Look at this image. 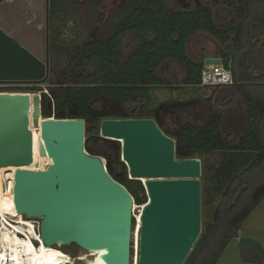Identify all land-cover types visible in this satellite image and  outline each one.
<instances>
[{
	"label": "trees",
	"instance_id": "obj_1",
	"mask_svg": "<svg viewBox=\"0 0 264 264\" xmlns=\"http://www.w3.org/2000/svg\"><path fill=\"white\" fill-rule=\"evenodd\" d=\"M104 1L90 0V4L98 8ZM65 3L66 0H49V30L65 12ZM167 4L168 0H132L118 16L106 40L91 38L70 51V66L84 73L88 71L74 83L49 84L50 94L41 87L0 89V92H23L29 98L39 93L44 118L84 120L86 151L106 161L111 177L129 191L138 206L148 201L146 189L142 182L129 179L121 159V144L100 137L102 120L154 119L167 136L176 140L179 160H203L222 152L223 162L214 170L213 191L219 198L214 219L206 225L203 220L201 238L186 262L217 264L231 241L239 237L243 223L264 200V184L256 187L258 181L253 179L264 164V0H227L228 10L235 15L234 23L228 26L225 24L230 15L222 13L221 22L210 5L193 6L190 11L177 5L176 11H171ZM198 33H206L224 46L216 57L223 60V67L232 73L234 83L204 87L212 91V96L205 99L210 108L208 122L202 127L187 123L171 133L164 126L161 112L185 108L201 100L168 102L149 109L152 93L166 88L157 71L165 62L174 61L187 70L186 86L201 87L204 62L195 63L188 54L190 42ZM49 43L55 51L56 41L51 35ZM228 87L241 95L248 116L246 131L238 144L224 140L221 132L224 114L215 104L218 92ZM47 162L48 158L39 156L38 168ZM18 169H0V183L1 171ZM203 173L202 209L203 202L210 204L212 196L209 172L204 166ZM241 243L245 262L252 261L246 255L248 249L256 252L253 260H263L264 249L259 243L251 240Z\"/></svg>",
	"mask_w": 264,
	"mask_h": 264
},
{
	"label": "water",
	"instance_id": "obj_2",
	"mask_svg": "<svg viewBox=\"0 0 264 264\" xmlns=\"http://www.w3.org/2000/svg\"><path fill=\"white\" fill-rule=\"evenodd\" d=\"M204 64L221 68L223 60L207 58ZM49 74L48 60L0 28V83H41ZM34 94L33 125L43 142L33 161L30 99L26 93H0V168L33 163L37 169L39 156L53 160L45 171L16 172L17 213L39 220L48 248L76 246L97 253L101 264H132L133 197L111 177L103 158L86 151V122L44 118L41 95ZM100 137L121 144L129 179L146 189L138 264H186L203 232L202 161L177 159L176 140L154 119H105Z\"/></svg>",
	"mask_w": 264,
	"mask_h": 264
},
{
	"label": "rangeland",
	"instance_id": "obj_3",
	"mask_svg": "<svg viewBox=\"0 0 264 264\" xmlns=\"http://www.w3.org/2000/svg\"><path fill=\"white\" fill-rule=\"evenodd\" d=\"M130 1L132 0H105L100 7L93 8L90 0H66L65 12L55 20L49 32V37L51 35L56 41V50L54 51L47 40L49 39L47 38V4H49V0H0V28L35 56L44 62L48 60L50 64V74L44 82L34 84L0 83V89L41 87L45 93L50 94L49 84L74 83L81 74L85 75L88 71L84 73L82 69L71 67L68 62V53L81 47L91 38L100 41L106 40L113 30L118 16ZM195 2L198 6H212L220 21L222 13L227 12L230 15V20L225 24L226 26L234 23L235 15L228 10L227 0H168L167 6L171 11H176L177 5L190 11ZM222 49L224 46L212 36L198 33L190 42L188 54L194 62L201 63L207 57L217 56ZM157 75L165 83L166 88L157 89L152 93L149 109H157L161 104L168 102L181 103L201 100L185 108H174L161 112L165 128L171 133H176L187 123L198 127L204 126L210 118V108L205 99L212 96V91L203 87L186 86V68L171 60L159 68ZM7 92L20 93L18 91ZM215 104L224 113L221 129L224 140L228 144H238L248 125V116L242 104L241 95L235 94L229 87L221 89L216 96ZM37 131L39 134H36ZM30 132L32 145L33 133L35 134L36 151H38L41 143L38 138L43 141L41 129L37 130L30 124ZM201 161L202 166L209 172L208 186L212 190L210 204L206 205L203 202L202 215L206 225L213 222L219 199L217 193L213 191L214 170L221 166L223 153H214ZM26 168L34 167L26 166ZM261 168L253 177L258 181L254 180L256 187L264 184V164ZM201 180L203 181V177ZM241 240L257 242L264 249V200L243 223L239 237L231 241L217 264H264V258L261 262L253 260L256 257V252L252 249H248L246 252L252 261L245 262L242 259L245 249ZM57 251L74 259H78L84 253L76 246L60 248Z\"/></svg>",
	"mask_w": 264,
	"mask_h": 264
},
{
	"label": "bare ground",
	"instance_id": "obj_4",
	"mask_svg": "<svg viewBox=\"0 0 264 264\" xmlns=\"http://www.w3.org/2000/svg\"><path fill=\"white\" fill-rule=\"evenodd\" d=\"M30 104V124L34 127L32 98H30ZM33 137L34 150L32 152L34 153L36 151V137L34 133ZM32 159L34 161V155H32ZM52 164L53 160L49 157L46 166L42 168H19L18 170L45 171ZM18 170L1 171L3 177L0 183V195L2 197L0 199V264H101L95 252H84L78 259H74L66 254H60L57 251L60 249L59 247L48 248L45 246L42 238L38 236L34 224L26 221L15 209L14 187L15 174ZM144 205L138 206L134 203V215L137 221L133 233L132 264H138L140 249L139 238L142 226L141 214L145 207ZM10 216L15 219H20L19 222L11 223L8 219ZM8 225L12 226V228ZM18 233L28 235L29 239L22 238Z\"/></svg>",
	"mask_w": 264,
	"mask_h": 264
},
{
	"label": "built area",
	"instance_id": "obj_5",
	"mask_svg": "<svg viewBox=\"0 0 264 264\" xmlns=\"http://www.w3.org/2000/svg\"><path fill=\"white\" fill-rule=\"evenodd\" d=\"M233 77L232 73L228 70H226L224 67H217L213 65H205L204 69L202 71V81H201V87H210V86H231L233 85ZM19 218V217H18ZM26 221L32 222L34 226L36 227L38 236H40V222L39 220L30 219L23 217ZM11 223H18L20 219L12 218L11 216L8 218ZM134 220L136 224V217L134 215ZM10 226V225H8ZM12 228V226H10ZM22 238L29 239L28 235H23L21 233H18ZM41 237V236H40ZM37 245V243H36Z\"/></svg>",
	"mask_w": 264,
	"mask_h": 264
},
{
	"label": "flooded vegetation",
	"instance_id": "obj_6",
	"mask_svg": "<svg viewBox=\"0 0 264 264\" xmlns=\"http://www.w3.org/2000/svg\"><path fill=\"white\" fill-rule=\"evenodd\" d=\"M192 5H193V6H198V4H196V2L193 3ZM47 21H48V22H47V23H48V24H47V29H48L47 32H48V34H49V32H50V30H49V4H47ZM195 63H196V62H195ZM186 78H187V76H186ZM223 114H224V113H223Z\"/></svg>",
	"mask_w": 264,
	"mask_h": 264
},
{
	"label": "crops",
	"instance_id": "obj_7",
	"mask_svg": "<svg viewBox=\"0 0 264 264\" xmlns=\"http://www.w3.org/2000/svg\"><path fill=\"white\" fill-rule=\"evenodd\" d=\"M216 57V56H215ZM207 58H212V57H207ZM207 58H205V59H207Z\"/></svg>",
	"mask_w": 264,
	"mask_h": 264
}]
</instances>
